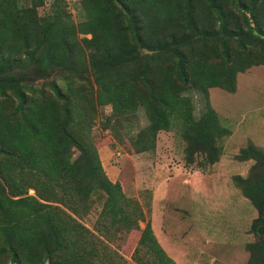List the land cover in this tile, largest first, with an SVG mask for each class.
<instances>
[{
	"label": "trees",
	"instance_id": "obj_1",
	"mask_svg": "<svg viewBox=\"0 0 264 264\" xmlns=\"http://www.w3.org/2000/svg\"><path fill=\"white\" fill-rule=\"evenodd\" d=\"M77 2L74 22L65 0H0V264H102L118 255L95 235L121 230L139 231L135 263L176 264L105 174L93 117L107 106L98 125L113 128L141 109L134 153L179 121L184 164L216 162L230 130L208 103L194 117L182 93H233L237 73L264 65V0ZM235 158L252 161L232 176L255 209L245 264H264V149L248 142ZM98 198L94 234L81 219Z\"/></svg>",
	"mask_w": 264,
	"mask_h": 264
},
{
	"label": "rangeland",
	"instance_id": "obj_2",
	"mask_svg": "<svg viewBox=\"0 0 264 264\" xmlns=\"http://www.w3.org/2000/svg\"><path fill=\"white\" fill-rule=\"evenodd\" d=\"M65 1L73 21L80 20L82 13L77 0ZM38 11L41 13L42 9ZM182 95L189 98L194 117L208 103L230 130L221 140V154L213 164L201 168L184 164L179 121L169 131L157 132L153 150L134 153L127 139L146 124L141 109L113 128L110 124L98 125L109 112L107 106L99 109L93 117L91 139L107 177L113 169L124 194L137 199L149 219L153 203V212L157 213L154 229L157 233L159 227L164 235L158 237L171 243L170 252L174 255L171 259L176 264H245L247 252L243 246L253 239L248 226L255 209L234 186L232 176H244L252 163L235 158L240 147L250 142L264 149V65H252L237 73L233 93L208 88L205 97L198 89H189ZM100 200L81 219L94 234ZM138 225L140 229L143 227L142 222ZM95 236L103 240L109 253L110 250L117 253L115 264H137L132 254L138 230L108 235L111 239L108 242L104 236ZM135 255H142V250ZM112 260L105 257L102 264H110Z\"/></svg>",
	"mask_w": 264,
	"mask_h": 264
},
{
	"label": "crops",
	"instance_id": "obj_3",
	"mask_svg": "<svg viewBox=\"0 0 264 264\" xmlns=\"http://www.w3.org/2000/svg\"><path fill=\"white\" fill-rule=\"evenodd\" d=\"M102 163V166H103V162H101ZM108 178H109V180H111V181H116L117 180V177L115 176V173H114V170L112 169H110V174H108ZM153 201V200H152ZM152 204L153 203H151L150 204V226H151V229H152V232H153V234H154V236H155V238H156V240L158 241V243H159V245L162 247V249L166 252V254L168 255H170L171 257L170 258H172V255H173V253L172 252H170L172 249V247H170V244L169 243H166L165 241H164V239H160L159 237H158V235H164L163 234V232L162 231H160V228L158 227V224H157V227H158V232L156 233V231H155V229H154V224H153V222H154V217L156 218V221H157V213H154L153 212V206H152ZM152 210V211H151ZM166 240V239H165ZM174 256V255H173Z\"/></svg>",
	"mask_w": 264,
	"mask_h": 264
}]
</instances>
